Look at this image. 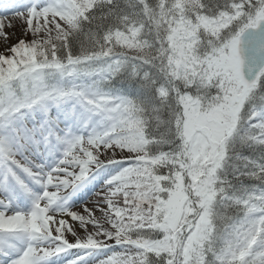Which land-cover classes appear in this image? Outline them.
I'll list each match as a JSON object with an SVG mask.
<instances>
[{"label": "rangeland", "instance_id": "1", "mask_svg": "<svg viewBox=\"0 0 264 264\" xmlns=\"http://www.w3.org/2000/svg\"><path fill=\"white\" fill-rule=\"evenodd\" d=\"M177 2L184 1L186 7H193L196 5L197 0H175ZM74 12V21L82 20L85 12L89 11L90 15L93 14L91 3L82 0H69ZM164 11L167 7L164 5ZM178 10V9H176ZM186 14V19L179 18L183 14ZM193 11L189 9H183L176 16L173 15L172 23L175 26L173 32V39H177L175 43V49L173 56L174 70L177 65H181L182 69L187 68L190 71H198L199 73H207L210 67L216 65H232L233 68L229 70V73L236 75V49L233 36L236 34V23L232 13H221L216 17H206L201 13L197 18L193 16ZM103 16V13H100ZM52 16L43 17L37 20H27L25 15H16L8 18H0V67H4L10 64V61L23 58L28 54L27 51L33 54H47L52 53L55 46H58L62 52L70 50L68 48L67 41L70 35L74 34L75 28H69L66 30L65 24L62 22H54ZM194 20V21H193ZM121 24L122 20L115 16L114 19L103 24L104 29L109 32L108 28L116 26L114 24ZM102 28L101 25H94ZM174 26H170L173 28ZM227 27V29H223ZM183 31V34L179 36L176 32ZM94 32L89 31V35ZM219 33L222 34L219 36ZM157 38V36H156ZM81 39V38H80ZM204 40V47L202 50H197L195 54H192L194 42H200ZM162 41V38L156 39V43ZM223 42V43H222ZM70 47V46H69ZM191 48V50H190ZM80 46L74 47L77 51ZM86 50H81L83 52ZM209 53L208 57L204 58ZM29 56V55H28ZM9 62V63H8ZM234 62V63H233ZM228 69H230L228 67ZM64 71V69H62ZM72 70V69H71ZM224 98H228V93L224 90ZM228 106V105H227ZM189 125L186 127L185 149L189 156V163L195 161V165L188 166L190 169V175L193 178H197L200 175V168L198 164L205 160L209 161L214 156V150L217 147V143L221 140L222 136L227 131V127L223 124L210 119L207 116L191 118ZM93 130H96L94 127ZM107 135V132L105 133ZM108 138L104 137L101 129L94 132L87 137L79 138L77 140H71L65 149L63 157L57 161L51 163L42 175L46 181L55 182L56 184H48L47 191L44 194V198L38 201L39 208L35 212L30 211L18 214L13 212L8 203V196L1 192L0 189V206H8L9 210L6 213H0V227L10 230L8 233L0 234V255L4 252L22 254L15 260V264H90L89 256H83L85 252L81 247L73 248L71 241H78V239L85 238V234L90 233L91 239H102L106 236L100 235L106 231L104 227L93 229L96 223H103L109 228L114 227V222L118 224V218L112 217L106 214L112 197L119 198L116 193L117 188L120 186L117 182L107 184V178L101 180L97 185V190L93 196L88 198L86 202L81 203L78 206L68 208L65 211H49L47 209L48 204L59 195H62L68 190V182L74 178L83 174L89 168V159L87 155L90 154V150L95 147H105L108 142ZM113 145L110 143L108 145ZM107 147V148H108ZM106 148V149H107ZM139 154V153H136ZM138 168L135 167L136 171ZM70 171V176L64 178ZM111 174L117 179L119 173L115 169L111 171ZM64 181L65 184L63 183ZM50 183V182H47ZM165 189V186H164ZM69 193V190L66 194ZM199 193V192H198ZM191 194V192H189ZM165 196L174 197L172 194H164ZM190 198L185 196L175 203L174 212V226L178 227L183 224L189 213L191 207L189 205ZM36 201V200H31ZM27 198L25 197L22 202L25 204ZM53 213H57L53 215ZM22 215V216H21ZM56 217V218H55ZM195 216L194 218H199ZM200 221V220H199ZM203 227V226H202ZM19 228L30 230L35 234V240L27 243L25 239L23 242H19L14 236L15 232ZM191 233L183 235L181 244L188 243L193 237L197 241H201L205 237H208V230L202 228V231L197 232L195 228H190ZM76 235V237H75ZM27 236V235H26ZM62 239L67 241L65 247ZM61 248V250H58ZM85 250V249H84ZM50 251H53L48 255ZM73 256V258H72ZM12 260V257L9 256ZM7 260H4L1 264H7Z\"/></svg>", "mask_w": 264, "mask_h": 264}, {"label": "trees", "instance_id": "2", "mask_svg": "<svg viewBox=\"0 0 264 264\" xmlns=\"http://www.w3.org/2000/svg\"><path fill=\"white\" fill-rule=\"evenodd\" d=\"M223 1L225 2L223 3ZM228 1L229 0H197L196 4L197 9L201 8L204 11L210 12L215 10L216 7L227 5ZM114 12V10L108 11L107 13L102 12L103 16H100V14L95 15L97 13L90 15L89 20L83 26V37L87 40L88 38L92 40L93 35L89 36V31L95 33L97 30L100 32L101 29L105 28L103 27V24L108 21L112 22V19L115 18L114 14H110L108 16H106V14ZM94 25H101L102 28ZM77 35L82 37V34L80 33ZM99 39L103 40L104 38ZM70 45L71 47H75L76 40L74 38L70 39ZM147 75L148 77L145 81L152 80V73L149 72ZM142 82L144 81H141L139 84H143ZM151 89L153 90L155 87H151ZM246 90L248 92H252V96L254 97H258L262 92H264V71L256 83ZM144 108L146 111L145 119L147 120L144 130H146L148 137L151 139L149 147H151L153 143L154 148L152 149L153 152H150L149 155L154 156L156 154H162L165 155V158L161 161L160 159H153V157L146 155L147 158H144L142 167L147 173L155 170V172L158 173L157 175L164 177L170 176V181H173L176 178L178 170L183 168L181 166V162L184 159L186 160V158H184V153L181 150L179 139L170 133V125H172L171 121L174 119L176 120L177 112L171 107L166 108V106L162 107L161 105L157 108L144 105ZM172 112H175L176 114L173 116L174 119L171 120ZM242 132L243 129H237L235 140L227 147L225 159L221 164L220 170L217 172V180L221 184L217 192L220 194L216 205L210 211L211 215L213 214V221L217 224L232 218L238 210H242L244 207L241 205V199L236 198L234 195V188L241 186L248 180L251 182L259 178L264 179V141H261L260 139L256 141H246L250 137ZM152 159L158 163L155 167L150 165ZM234 163H237L236 170H233L232 168ZM158 169L162 170L159 172ZM150 179V183L153 182V180V183H157L158 181V179L154 177H150ZM146 197L147 196L144 195L142 198V195H140L139 198L135 199L139 204L136 205L134 203L129 206L130 210L134 211V214H138L142 210H147L148 203L152 200V198ZM221 197H223V199H221Z\"/></svg>", "mask_w": 264, "mask_h": 264}, {"label": "water", "instance_id": "3", "mask_svg": "<svg viewBox=\"0 0 264 264\" xmlns=\"http://www.w3.org/2000/svg\"><path fill=\"white\" fill-rule=\"evenodd\" d=\"M264 24L259 28L247 31L239 45L243 62L242 73L244 80L250 84L259 68L264 63Z\"/></svg>", "mask_w": 264, "mask_h": 264}, {"label": "bare ground", "instance_id": "4", "mask_svg": "<svg viewBox=\"0 0 264 264\" xmlns=\"http://www.w3.org/2000/svg\"><path fill=\"white\" fill-rule=\"evenodd\" d=\"M24 1H25V5H28V6L33 5L32 2H34V1H32V0H24ZM3 178L6 179V175H3ZM32 236H33V235H32Z\"/></svg>", "mask_w": 264, "mask_h": 264}]
</instances>
